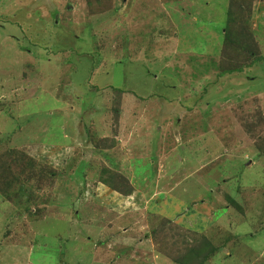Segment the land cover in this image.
Instances as JSON below:
<instances>
[{"label":"rangeland","instance_id":"obj_1","mask_svg":"<svg viewBox=\"0 0 264 264\" xmlns=\"http://www.w3.org/2000/svg\"><path fill=\"white\" fill-rule=\"evenodd\" d=\"M263 59L264 0H0V264H264Z\"/></svg>","mask_w":264,"mask_h":264},{"label":"trees","instance_id":"obj_2","mask_svg":"<svg viewBox=\"0 0 264 264\" xmlns=\"http://www.w3.org/2000/svg\"><path fill=\"white\" fill-rule=\"evenodd\" d=\"M259 61H261V60H259ZM262 61H264V59H263ZM257 63H259V62L257 61ZM252 64H253V63H252ZM252 64H251V65H252ZM254 64H256V63H254ZM254 64H253V65H254ZM262 151L264 152V150H263V149H262ZM263 152H261V153H263Z\"/></svg>","mask_w":264,"mask_h":264}]
</instances>
